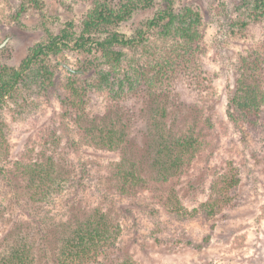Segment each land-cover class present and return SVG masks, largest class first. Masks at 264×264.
Masks as SVG:
<instances>
[{
	"label": "trees",
	"instance_id": "1",
	"mask_svg": "<svg viewBox=\"0 0 264 264\" xmlns=\"http://www.w3.org/2000/svg\"><path fill=\"white\" fill-rule=\"evenodd\" d=\"M20 1L23 11L42 9L41 0ZM181 1L92 0L79 23L65 22L46 42L31 47L17 66L0 68V108L11 103L20 116L23 106L36 108L42 91L53 83L47 58L69 51L84 61L78 71L66 67L70 76L64 82L63 114L34 149L12 158L11 123L0 111V264H135L114 214L116 194L151 198L141 210L154 215L156 240L168 228L166 220L201 219L214 227L240 205L237 168L191 171L196 159L214 151L213 124L203 97L187 103L176 86L183 83L207 95L213 85L200 64L203 13L180 6ZM235 4L244 15L241 28L264 21V0ZM148 11L132 33L122 29ZM93 97L106 101L100 112L90 109ZM226 100L230 119L240 125L245 152L261 168L263 44L233 63ZM81 150L109 159L106 165L97 159L79 162ZM87 177L100 188L99 200L70 199L60 214L54 212L60 197L81 188ZM180 191L186 193L184 201Z\"/></svg>",
	"mask_w": 264,
	"mask_h": 264
},
{
	"label": "rangeland",
	"instance_id": "2",
	"mask_svg": "<svg viewBox=\"0 0 264 264\" xmlns=\"http://www.w3.org/2000/svg\"><path fill=\"white\" fill-rule=\"evenodd\" d=\"M91 1L41 0V11H23L20 0H0V44L6 41V45L0 49V68L17 66L31 47L46 42L65 22L75 19L79 23ZM179 5H192L203 13L205 51L200 55V64L213 85V90H207V95H200L183 83L176 86L181 99L187 103L197 99L198 95L203 97L202 104L209 107L206 112L213 124L211 139L214 151L196 159L191 171L195 173L205 166L222 173L225 172L223 170L237 168L242 179L240 205L227 212L214 227H211V222L201 219L178 224L166 220L168 228L160 231L156 240L152 235L156 229L154 215L141 210L146 202H152L151 198L145 201L140 197L123 198L116 194V207L113 204L112 207L123 227L122 240L135 264H264V149L257 148L260 168L245 152L240 125L230 119L226 106L227 74L240 54L259 44L264 45V21L241 28L238 21L244 15L237 11L235 0H182ZM149 12L139 14L122 29L132 33L131 28L141 19L148 18ZM55 17L59 19L54 20ZM46 62L55 75L53 83L40 94L38 108L30 110L25 105L24 114L20 116L14 113L11 103L0 108L11 123L8 136L12 158L27 153V147L34 149L35 141L40 136L57 128L63 114L61 101L64 97V82L70 76L66 67L78 71L84 63L79 54L69 51L49 57ZM104 101L90 98V109L100 112ZM258 141L254 140L255 143ZM96 159L106 165L109 157L105 154L95 156L91 151L82 150L77 157L79 162H95ZM91 169L90 176L95 171ZM88 178L83 179L81 188L67 190L53 211L60 214L70 199L89 202L99 200L100 188ZM183 184L186 185L185 181ZM179 195L184 201L186 193L180 191ZM206 237L209 239L205 241Z\"/></svg>",
	"mask_w": 264,
	"mask_h": 264
},
{
	"label": "water",
	"instance_id": "3",
	"mask_svg": "<svg viewBox=\"0 0 264 264\" xmlns=\"http://www.w3.org/2000/svg\"><path fill=\"white\" fill-rule=\"evenodd\" d=\"M5 45H6V41H4L2 44H0V49H2ZM67 68L70 69L69 67H67Z\"/></svg>",
	"mask_w": 264,
	"mask_h": 264
}]
</instances>
